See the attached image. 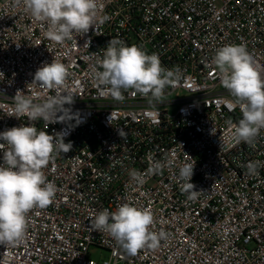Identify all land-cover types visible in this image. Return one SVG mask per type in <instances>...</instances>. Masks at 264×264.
<instances>
[{"label": "built area", "instance_id": "2783aa9c", "mask_svg": "<svg viewBox=\"0 0 264 264\" xmlns=\"http://www.w3.org/2000/svg\"><path fill=\"white\" fill-rule=\"evenodd\" d=\"M99 16L108 19L56 44L22 6L0 0V132L29 125L27 117L12 116L17 90L38 93L37 100L54 95L31 84L53 59L68 68L75 98L65 107L81 120L34 122L50 135L64 132L72 150L44 169L57 194L48 207L28 213L21 244L0 245V264H264V167L254 175L244 167L264 162V130L254 147L220 151L226 121L242 114L230 107L211 63L220 47L243 44L264 78V0H99ZM113 38L158 54L166 69L182 70L162 103L152 106L131 89L116 101L97 86L90 69ZM169 157L177 166L147 174L149 158ZM186 160L196 162L191 182L203 190L195 200L178 180ZM131 169L145 173L142 186L130 179ZM124 202L152 210L153 230L168 233L158 249L128 255L107 233L92 231L94 213ZM93 248L106 256L94 257Z\"/></svg>", "mask_w": 264, "mask_h": 264}, {"label": "clouds", "instance_id": "9594fccd", "mask_svg": "<svg viewBox=\"0 0 264 264\" xmlns=\"http://www.w3.org/2000/svg\"><path fill=\"white\" fill-rule=\"evenodd\" d=\"M14 6H22L36 22L46 26L44 36L56 44H64L74 35H83L94 27L99 16V0H13ZM222 86L232 100L230 107H238L242 118L238 122L226 121V131L220 137V151L245 143L254 147L264 130V78L253 65V59L243 44H228L216 50L211 61ZM90 74L98 87L107 90L116 101L125 99L129 89L140 94L155 106L162 103L164 90L174 86L183 76L179 67L166 69L156 53L148 54L140 46H128L119 38L111 39L102 58L91 66ZM67 66L53 59L34 73L31 84L54 93L37 100L38 93L25 94L17 90L13 97V115L17 119L27 117L29 125L11 127L0 132V245L17 246L23 242L28 227V213L44 209L54 200L58 188L49 181L44 169L55 156L72 150V143H65V133L50 135L38 130L34 122L69 124L81 122L79 113L71 106L75 95L69 90ZM4 79V73L0 72ZM123 138L124 133L119 130ZM186 154V153H185ZM187 155V154H186ZM188 156V155H187ZM191 158L190 156H188ZM194 162L187 160L178 165L181 191L188 199L195 200L203 192L195 190L191 182ZM177 166L173 158L157 160L149 158L148 175L160 174L164 168ZM250 175L258 174L264 162L250 161L244 166ZM129 177L137 185L146 182L145 173L129 170ZM92 231L107 233L128 255H136L147 248L156 250L168 239L163 229L153 230L154 215L150 208L124 202L115 211L107 208L90 217Z\"/></svg>", "mask_w": 264, "mask_h": 264}, {"label": "rangeland", "instance_id": "374dc122", "mask_svg": "<svg viewBox=\"0 0 264 264\" xmlns=\"http://www.w3.org/2000/svg\"><path fill=\"white\" fill-rule=\"evenodd\" d=\"M172 112L173 113H175L176 112V110H172ZM92 254H93V256L94 257H100V256H102V257H105L106 256V252L105 251H102V250H97V249H92Z\"/></svg>", "mask_w": 264, "mask_h": 264}]
</instances>
